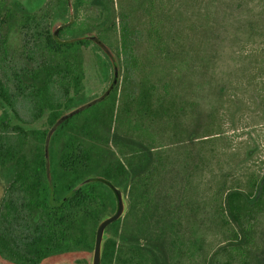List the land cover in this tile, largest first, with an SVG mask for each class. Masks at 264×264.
I'll return each instance as SVG.
<instances>
[{
    "label": "rangeland",
    "instance_id": "1",
    "mask_svg": "<svg viewBox=\"0 0 264 264\" xmlns=\"http://www.w3.org/2000/svg\"><path fill=\"white\" fill-rule=\"evenodd\" d=\"M10 1L49 13L50 31L59 28L61 39L93 35L109 49L115 66L102 45L97 50L92 41L81 49L82 95L72 106L79 111L65 130L103 109L105 102L88 105L104 94L116 70L111 131L141 141L156 157L151 174L124 195L122 232L161 243L167 264H264V209L251 218L245 263L219 251L235 228L225 214V194L247 193L264 174V0H112L116 22L106 30L93 0H69L71 7L63 0ZM10 23L0 62L12 78L37 59L21 53L22 36ZM53 92L61 93L57 86ZM142 92L146 114L138 111ZM32 105L17 98L20 119L29 129L46 128L45 116L33 119ZM112 147L125 162L127 147ZM5 187L0 178V199ZM136 257L120 247L115 262L146 264Z\"/></svg>",
    "mask_w": 264,
    "mask_h": 264
},
{
    "label": "trees",
    "instance_id": "2",
    "mask_svg": "<svg viewBox=\"0 0 264 264\" xmlns=\"http://www.w3.org/2000/svg\"><path fill=\"white\" fill-rule=\"evenodd\" d=\"M63 2L68 5L67 0ZM92 2L103 15L105 30L107 25L115 26L112 0ZM7 3L0 0L1 53H6L7 32L14 21L23 40L21 53L37 63L13 71L9 78L0 62V178L6 185L0 199V264H88L99 221L116 209L112 191L98 179L126 193L151 174L156 157L141 141L112 133L117 85L89 103L105 102L89 121L68 131L69 117L58 123L65 112L75 109L72 106L82 95L80 52L92 41L76 36L61 39V30L56 35L50 31L49 13H35L17 1ZM77 5L72 7L76 10ZM67 10V6L58 8L54 17L61 18ZM65 24L63 29H69L72 22ZM56 86L59 96L53 92ZM147 96L142 92L138 101L142 106L138 111L144 109L145 114L149 113ZM18 97L33 104V119L45 116L46 128L29 129V123L18 115ZM112 145L127 147V151L120 150L125 162ZM89 177L98 179L75 189ZM224 203L227 220L233 221L235 228L228 245L219 251L245 263L252 243L251 218L264 209V174L253 180L247 193L227 192ZM121 222L122 218L105 230L101 264H116L120 247L130 249L146 264H167L161 243L124 234ZM78 256L82 260H76Z\"/></svg>",
    "mask_w": 264,
    "mask_h": 264
},
{
    "label": "water",
    "instance_id": "3",
    "mask_svg": "<svg viewBox=\"0 0 264 264\" xmlns=\"http://www.w3.org/2000/svg\"><path fill=\"white\" fill-rule=\"evenodd\" d=\"M68 6L71 7L69 0H67ZM70 23H66L65 26H68ZM59 31V28L53 33L54 35L57 34V32ZM82 39L84 40H88V41H94L97 45H102V49L104 51V53L106 54V56L110 59L111 63L114 65V60L111 58L112 56H110V52L108 51L109 49L105 48V45L103 43H101V41L99 40V38L93 36V35H83ZM115 66V65H114ZM117 82V72L116 70H114L113 73V79L111 84L109 85V88L107 90V92L105 94H108L110 92V90H112L115 86ZM79 109L75 108V109H71L67 112H65L61 117L59 122L64 121L65 119H67L68 117H70L72 114H74L75 112H77ZM53 133V131L50 132L49 134V138L46 142V146H45V155L46 157L48 156V144H49V139L51 134ZM98 178H92L89 177L85 180H83L81 183H79L76 188H79L80 186L87 184L89 182L95 181ZM100 181H102L105 185H107L109 187V189L112 191L114 197H115V202H116V209L114 211L113 214L111 215H107L103 218H101V220L99 221L96 231H95V237H94V245H93V250H92V255H91V261L90 264H101V255H102V248H103V243L106 240V228L114 223L115 221L121 219L124 216V213L126 211V200L124 198V193L121 189L115 187L111 182L106 181V180H102V179H98Z\"/></svg>",
    "mask_w": 264,
    "mask_h": 264
},
{
    "label": "flooded vegetation",
    "instance_id": "4",
    "mask_svg": "<svg viewBox=\"0 0 264 264\" xmlns=\"http://www.w3.org/2000/svg\"><path fill=\"white\" fill-rule=\"evenodd\" d=\"M108 88H109V86H108ZM108 88L106 89V91H104V94L107 92ZM100 97H101V95H100ZM100 97H98V98H96V99L98 100ZM58 123H60V122H58ZM124 195H125V193H124ZM125 196H126V195H125ZM115 208H116V204H115Z\"/></svg>",
    "mask_w": 264,
    "mask_h": 264
}]
</instances>
